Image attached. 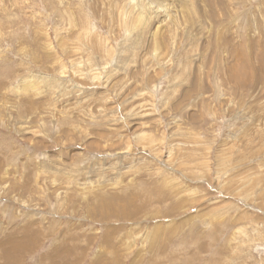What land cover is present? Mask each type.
Segmentation results:
<instances>
[{"label":"rangeland","instance_id":"obj_1","mask_svg":"<svg viewBox=\"0 0 264 264\" xmlns=\"http://www.w3.org/2000/svg\"><path fill=\"white\" fill-rule=\"evenodd\" d=\"M0 264H264V0H0Z\"/></svg>","mask_w":264,"mask_h":264},{"label":"bare ground","instance_id":"obj_2","mask_svg":"<svg viewBox=\"0 0 264 264\" xmlns=\"http://www.w3.org/2000/svg\"><path fill=\"white\" fill-rule=\"evenodd\" d=\"M140 20H143V19H139V21ZM102 50V49H101ZM23 84V83H22ZM27 88L26 89H28L29 87L28 86H26ZM24 90V89H23ZM144 137V136H143ZM142 137V138H143ZM100 197H102V196H100ZM103 200H104V198H103ZM101 201V200H100ZM102 202V201H101ZM98 209H99V207H98ZM100 211V210H99ZM97 212H98V210H97ZM102 211H100L99 212V214L101 213ZM7 243H10V241H8ZM34 243H36V240H34L33 238H31V239H29L28 240V242H27V247H31ZM63 252V251H62ZM63 253H61V255H62ZM62 262V261H61ZM63 263V262H62Z\"/></svg>","mask_w":264,"mask_h":264}]
</instances>
